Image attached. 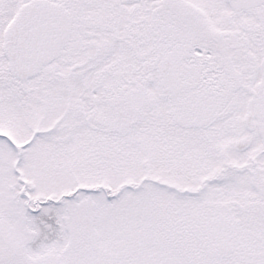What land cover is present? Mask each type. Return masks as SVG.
<instances>
[{"label":"snow or ice","instance_id":"1","mask_svg":"<svg viewBox=\"0 0 264 264\" xmlns=\"http://www.w3.org/2000/svg\"><path fill=\"white\" fill-rule=\"evenodd\" d=\"M0 264H264V0H0Z\"/></svg>","mask_w":264,"mask_h":264}]
</instances>
